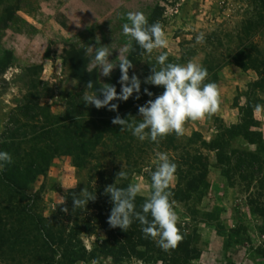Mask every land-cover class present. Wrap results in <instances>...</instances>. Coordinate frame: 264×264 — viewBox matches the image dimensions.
Here are the masks:
<instances>
[{"label":"rangeland","instance_id":"374dc122","mask_svg":"<svg viewBox=\"0 0 264 264\" xmlns=\"http://www.w3.org/2000/svg\"><path fill=\"white\" fill-rule=\"evenodd\" d=\"M130 11L143 12L149 24L158 22L168 47L149 55L131 41L124 52L130 37L122 26ZM200 33L205 41L196 43ZM97 47L107 48L110 62L117 63L108 77L95 66ZM141 49L129 69L130 77L141 80L138 99L134 92L127 101L113 100L115 111L83 102L84 92L95 91L102 99L97 88L105 83L119 93L118 62L125 57L132 62ZM161 53L166 62L206 68L205 83L217 85L219 106L211 116L186 121L180 137L172 133L159 143L140 142L112 121L120 116L139 122V107L163 93L162 86L144 83L152 65L159 69ZM78 71L87 73L85 79ZM89 81L92 89H87ZM248 120V131H262L264 138V0H0V150L11 154L7 166L24 189L7 184L0 172V264H57L37 230V217L56 224L65 195L88 186L104 208L105 188L122 168L131 184L142 185L140 195L147 199L157 152L177 165L173 188L181 181L185 189L196 176L195 156L207 165L197 192L187 199L170 197L196 257L164 252L163 259L154 254L116 263L100 256L75 264H264L259 211L264 208V140L257 146L238 135ZM73 135L98 144L85 169L64 154L65 141L72 144ZM251 136L259 140L258 134ZM41 166L46 170H37ZM194 166L199 167L197 161ZM98 211L93 207L77 216L85 220ZM106 236L101 228L81 234L88 250Z\"/></svg>","mask_w":264,"mask_h":264},{"label":"clouds","instance_id":"9594fccd","mask_svg":"<svg viewBox=\"0 0 264 264\" xmlns=\"http://www.w3.org/2000/svg\"><path fill=\"white\" fill-rule=\"evenodd\" d=\"M128 23L122 26L123 34L130 37L129 45L124 48L128 52L131 41H135L145 53L151 55L154 50L168 47V40L161 25L149 24L147 16L140 11L127 13ZM205 34L196 36V43H203ZM111 52L107 48L97 47L94 63L99 72L110 76L117 63L110 62ZM167 55L161 53L156 57L159 69L152 65V73L145 78L144 83L154 86H162L164 91L154 100L150 99L145 105L140 106L138 111L142 118L139 122L116 116L112 123L121 126V131L130 130L131 134L140 142L145 140L159 143L161 139L169 134L175 133L177 137L184 134L186 121H198L205 116L213 115L219 106V92L215 83H205L208 76L207 69L194 62L177 64L166 62ZM119 68L121 76L119 83L121 91L118 93L115 85L105 83L100 88L103 98H98L96 92L82 95L86 104L94 105L97 109L107 107L115 111L118 104L110 103L113 100L127 101L135 92L139 98L141 80L136 76H129L132 62L127 57L120 59ZM93 88V82L89 81L87 89ZM144 92L148 96L153 93L147 88ZM0 140V143H3ZM13 158L7 151L0 150V172L5 165L11 164ZM177 165L165 152H157L155 159V170L151 172V194L141 205V210H136L135 200L143 192L140 183L128 184L127 187L117 186L119 180H127L128 172L122 170L117 174L114 184L105 188V193L110 194L113 203L108 223L112 227H119L127 231L135 221L141 225V231L145 238H150L165 252L175 249L183 239L179 234L178 215L171 202L170 187L174 181ZM82 195L83 198H80ZM95 194L82 191L79 197H74L73 211L86 206L89 200H94ZM67 212L68 209H62ZM149 216L151 219H149ZM55 247V246H54ZM57 261L61 259V253L57 252L54 257Z\"/></svg>","mask_w":264,"mask_h":264},{"label":"trees","instance_id":"16d2710c","mask_svg":"<svg viewBox=\"0 0 264 264\" xmlns=\"http://www.w3.org/2000/svg\"><path fill=\"white\" fill-rule=\"evenodd\" d=\"M140 51H142V49L136 52L134 57H131L133 64L135 63L136 55H138ZM239 65L244 68L243 64ZM78 74L82 78L87 75L85 71H78ZM100 88L101 87H98L97 90L98 93L102 96ZM248 122L249 120L246 121V123L242 124V133L239 132L238 135L241 134L251 143L260 146L264 140L263 133L262 131L254 132L253 130H250V127L248 131V125H245ZM62 133L68 134V132L65 131ZM254 134H258L259 140L251 136ZM83 136L84 135L70 136L73 138L72 144H69L67 141H65L67 150H65L64 154L70 155L73 158L75 165L80 169L87 168L88 163L94 155V152L98 145L92 139L84 140L82 138ZM42 158L44 159L43 161H46V156H43V154ZM195 161H197L199 167L194 166ZM191 167L193 170H197V174L191 180H188L185 189H183L181 181L178 183L177 188L170 187V191L172 192V195L175 199L181 200L183 198H190L193 192H197L200 189V187L202 186L201 182L206 179L207 165L203 162L202 156H195L193 158ZM37 170L43 172L46 169L41 166ZM3 172V178L6 179L7 184H9L10 186L12 185V187H15L16 190L20 192H24L22 184L19 181L14 180V171L10 170V168L5 165ZM128 184H130V180H121L120 183H117V186L127 187ZM81 190L83 189L75 188L70 190L65 195V201L61 204V207L62 209L67 208L68 211L64 212L62 210L60 212L61 218L58 219L56 224H51L50 222L44 220L42 217H37L36 219L37 230L39 233L44 235L45 239L48 241L47 244H49V246L51 247V251L55 254H57V252L61 253V259L57 262V264H75L85 259L96 260L100 256H104L107 258L110 257L116 263L121 262L124 258L128 257H140L144 259L148 255L154 254L159 255L158 257L160 258L158 259H163L162 255L165 251H163L154 240L150 238H145L144 234L141 231V225L138 221L134 220L131 227L127 229V231H124L119 227H112L108 223V217L110 216L111 209L113 207V203L110 199V194H107L104 200V208L98 206L97 199H94L89 200L85 207L77 208L73 211L74 197L78 198L79 196L76 193L80 192ZM85 191L95 195L97 192L91 186H88ZM80 198L83 197L81 196ZM145 200L146 198L144 196L140 194L137 196L135 200L137 211L141 210V205L145 202ZM93 207H96L99 210L96 214L93 213L92 216L85 215V220L78 218L77 215L82 214L83 211L86 213L87 209ZM259 211L264 217V208H259ZM149 219H151L150 216ZM65 222H68V224H66ZM177 227L179 229V234L182 235L183 239L178 243L175 249H171L167 252H170L171 256H180V253H182V255H184L186 259L195 258L197 254H195V250L191 246L193 242L192 237L189 234L182 232V229L178 224ZM98 228L104 229L107 233V236L106 238H103L98 241L94 248L88 250V248L83 242L81 234L83 232L93 233ZM41 259H43V261H46L47 257L44 256Z\"/></svg>","mask_w":264,"mask_h":264}]
</instances>
